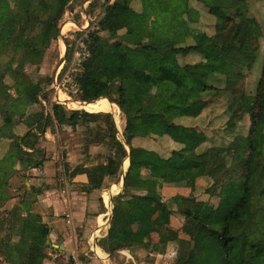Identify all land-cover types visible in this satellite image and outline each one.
<instances>
[{
  "label": "trees",
  "instance_id": "1",
  "mask_svg": "<svg viewBox=\"0 0 264 264\" xmlns=\"http://www.w3.org/2000/svg\"><path fill=\"white\" fill-rule=\"evenodd\" d=\"M71 1L0 0V118L3 123L0 139L21 141L25 148L33 149L38 141L32 131L35 123L74 129L103 120L105 128L97 133L101 140L106 139L114 157H109L102 169L76 168L73 171V175H87V190L100 189L104 177H118L122 159L127 155L116 138L117 130L110 114L68 111L66 106L53 102L49 104L46 118L43 112H35L28 118L30 130L23 138L11 132L15 112L10 89L21 99L24 108L43 106L41 99L48 102V93H44L39 82H27L23 67L26 62L38 64L51 42L58 38L59 25ZM190 1L105 0L95 26L77 34L79 38L85 37L89 52L75 76L82 90L81 102H100L107 107L110 104L105 99L108 98L115 104L124 116L122 135L129 147V170L124 177L123 192L113 201L107 235L109 252L114 255L127 249L120 235L129 227L131 208L137 206L143 213L155 208L164 225H169L175 214L191 222V240L196 242L194 264H264V142L260 148H252L245 166L236 170L229 156L218 154L214 145L208 148L214 140L212 135L206 139L207 146L197 154L201 142L193 143L191 129L177 123L180 118H198L209 109L203 120L206 133H214L217 122L225 121L224 132L232 138L229 147L237 152L245 150V137L239 134V125L246 117L250 132L264 128V58L259 57L262 24L250 15L247 0H193L201 4L214 21L213 32L207 35L193 27L200 15ZM31 18L39 20L40 24L27 39L26 62L22 60L7 72L1 58L17 55L14 39L24 22ZM236 24L237 29L232 30ZM126 26L130 28L122 40L114 41L116 31ZM134 28L147 35L146 42L137 40ZM191 54L199 56L202 62L185 64L184 58ZM155 60L162 61L164 66L157 75H148L146 69ZM257 70L258 79L252 83ZM6 77L12 80L10 85ZM51 82L48 80L49 85ZM141 82L154 84V93L143 94ZM241 97L253 98L247 112L237 109L236 102ZM136 137H168L181 149L164 159L154 152L134 148L131 141ZM182 152L192 153L199 161H204L203 171L196 170L197 164L186 163L184 167L194 171L175 178H142L131 174L133 169H150L159 161L181 166L176 154ZM203 177L229 188L219 214L208 212L206 202L196 197L177 195L164 201L157 191L159 183L193 189L196 181ZM132 191L145 194L133 195ZM2 203L0 201V210ZM30 220L18 212H0V234L7 232L6 239L0 240V259L5 263H43L49 229L40 225L31 227ZM14 236L21 237L22 241L12 242ZM251 236H255L254 242L249 241ZM185 249V245L180 246L179 260Z\"/></svg>",
  "mask_w": 264,
  "mask_h": 264
},
{
  "label": "crops",
  "instance_id": "2",
  "mask_svg": "<svg viewBox=\"0 0 264 264\" xmlns=\"http://www.w3.org/2000/svg\"><path fill=\"white\" fill-rule=\"evenodd\" d=\"M93 1L84 0L85 6L87 7ZM190 5L200 15L199 22L193 27L211 35L214 21L207 14L206 9L193 0L190 1ZM203 16L209 17L211 28L210 26L203 27ZM83 20L84 25L81 18L80 24H78L81 30H84V27L93 21L86 13H83ZM96 21L97 19L94 20V22ZM61 28L60 36L65 39L66 34L62 32ZM262 34L259 57L264 58V30ZM183 62L198 65L202 59L191 54L185 57ZM258 72L257 70V76L252 78V83L258 79ZM45 92L47 91L44 90ZM10 95L14 99L13 107L23 106L21 99L19 100L14 92ZM243 99L246 98H238L236 102L238 106ZM41 101L43 106L40 108L42 109L49 107V104L52 103V100L46 102L41 99ZM28 108L33 107L24 108L23 106V113L25 112V116L30 118L32 114H26ZM208 111L210 112L208 109L202 113V116L195 119L180 118L177 120V123L191 129L190 135L193 143H195L193 140L195 133L199 137L200 134L203 136L205 133L203 120L209 114ZM14 112L15 118L11 132L15 137L23 138L30 130V121L27 117L19 118V116H23L22 112L21 114ZM114 112H112L114 114L112 120L117 130L116 138L123 144L127 155L122 159L118 177L115 179L104 177L100 189L87 190L86 188L89 187L87 175L84 173L73 175L76 168L102 169L107 164L108 158L114 157V152L110 151L106 145V139L101 140L97 130L93 132L94 134H87L86 138L74 146H69L65 142L61 147L58 143L57 131H55L57 127L55 125L46 127L44 122L35 123L32 126V131L38 136L37 144L33 149L25 148L21 141L14 143L12 139H0V186H7L10 194L8 201L3 204L5 210L3 207L1 210L6 211L5 214L18 212L23 218L29 217L31 227L40 225L49 229L42 264H71V260L75 256H78L85 264H194L196 242L191 240L193 231L191 222H186L183 217L175 214L171 217L170 224L164 225L155 208H152L149 213H143L137 206L131 208L129 227L120 235V240L127 246V249L120 250L114 255L110 254L107 235L111 219L108 220V218L109 216L112 218L113 209L110 215L111 210L108 211L106 204L107 195L104 200V194L109 195L110 205L114 208L113 201L123 192L124 177L129 170V147L125 145L122 135L125 125L124 116L121 114L118 118L116 110ZM43 113L46 118L48 111H43ZM24 122H27V125H24ZM2 124L0 118V127ZM131 145L134 148L154 152L164 159L171 156L172 152L181 149L168 137H136L131 141ZM187 153L176 154V160L193 163L189 161ZM174 167L176 169L177 166L173 162L159 161L150 169H133L131 174L142 178H175L178 174L174 173ZM207 184H209V180L204 177L196 181L193 189H189L185 185L177 187L159 183L157 191L164 201L177 195L196 197L199 201L206 202L205 209L213 213L205 194ZM132 194L144 195L145 193L132 191ZM105 210L108 213H105ZM29 231L33 232L32 228H29ZM6 237V231L0 234V240L6 239ZM19 241H22L19 236L12 238V242ZM181 245H185L186 249L181 252L182 257L179 260ZM0 264L7 263L0 259Z\"/></svg>",
  "mask_w": 264,
  "mask_h": 264
},
{
  "label": "rangeland",
  "instance_id": "3",
  "mask_svg": "<svg viewBox=\"0 0 264 264\" xmlns=\"http://www.w3.org/2000/svg\"><path fill=\"white\" fill-rule=\"evenodd\" d=\"M14 1V0H11ZM248 1V5H249V13L250 15H252L253 17H255L257 19V21L260 22V24H262L263 30H264V0H247ZM105 4V0H94L91 4H89L87 7L85 6L84 0H72L66 7L65 9V14L62 18V21L59 25V36L58 38H56L55 40H53L50 44V47L43 53L44 56L42 55L40 58V63L38 64H30L27 63L25 60L26 56H24L28 50V45H27V39L30 38L34 32L36 31V29L39 26V20L37 19H28L27 21L24 22L22 28H21V32H19V34L17 35V37H15L14 42L15 45L18 46V53L15 56H10L7 55V57H2L1 58V63L3 64L4 69L7 72L12 71L19 63H22V60L25 63V66L23 67V72L27 75V82L30 83H40L42 85V88L44 90L47 91V99L49 100H53L54 99V91L51 89L50 85L48 84V80H53L54 78V74L55 71L60 63V60L62 58V56L66 57V61L69 64L70 61H72V47L74 46V43L76 42V40L79 38L77 36V34L80 32L78 29L81 30V28L79 27L78 24H80V18L83 21V25H84V20H83V13H86L87 15L90 16V19L93 20L92 22H90L88 25H86L84 28V31L88 30L89 28H91V26H95V22L94 20L97 19L98 21V17L100 15V10L101 7ZM85 6V8H84ZM75 23V24H71V23ZM203 27L207 28L210 26L211 28V21L209 20V17L206 18V16H203ZM63 26V28H61ZM238 25L236 24V26L232 27V30H234L235 28L237 29ZM60 28L62 30V32H65L66 36L65 39H62V37L60 36ZM130 28V26H126V27H122L120 29H118L116 31V35L114 36L113 40L114 41H121L122 37L125 36L127 30ZM213 28V27H212ZM83 30V29H82ZM135 33V34H134ZM133 34L134 36H136L137 40L140 43H144L147 41V35L140 29L134 28L133 29ZM102 36L104 38H107L108 36L106 34H102ZM70 49H67L68 46H70ZM67 47V48H66ZM67 49V50H66ZM264 49V46H263ZM64 51V52H63ZM75 63H76V59ZM164 66V63L161 61H153V63H151V65L146 69V73L148 75H152L155 76L159 73L160 69ZM8 76V75H7ZM9 77H6L5 81L10 85L12 83V80H9ZM52 83V82H51ZM25 84L22 83V86H24ZM141 92L145 95H150L153 94L155 91V85L154 84H147L144 82H141ZM249 91V89H248ZM10 94L13 93V89L9 90ZM113 98V97H111ZM106 101L108 100L109 104L112 105L114 108L113 109H109V112H100L102 114H110L112 117L114 116V114L112 112H114L116 110V112L118 113V118L121 116V113L118 109V107L111 103L109 101L108 98L105 99ZM253 104V98H246L243 99L242 103L237 107L238 110H243V111H248L250 109V107ZM47 108V109H46ZM43 107L40 108V106L37 107H33V108H28L26 114H33L35 112H46L48 111L49 107ZM71 109H68V111H78V112H86L84 110H78V109H72V107L70 106ZM14 111L18 112V114H21L23 116H19L20 119H24L25 117V112L23 113V106L22 105H16L14 106ZM20 112V113H19ZM88 113V112H87ZM115 113V112H114ZM91 114V113H90ZM95 114V113H92ZM18 116V115H17ZM28 118V117H27ZM26 118V119H27ZM114 118V117H113ZM25 119V120H26ZM218 124L216 125V128L214 130V133L209 131L203 134V136L200 134V137L198 135H193V140L195 141V143H200L199 148L196 150L197 154L200 153V150L202 147H204L203 145L205 144V146H207V142L206 139L211 137L212 135V139H214L212 141V144L210 146H208V148L212 147L213 145L216 146V152L220 155H227L231 158V163L233 164L234 168L236 170H240L242 169L247 161L248 158V154L251 151L252 148H260V146L263 144L264 142V128L263 127H259L257 128L254 132H250L249 131V127H248V123H247V117H246V121H242L240 123V130H239V134H241L242 136L245 137V146H244V151L242 152H237L234 150V148L231 149V146L229 147V145L232 142V138H229L227 136V133L224 132V127L227 126V124H225L226 122H217ZM104 129L105 125L103 120H99V122L97 123H93L91 124L89 127H76L74 130L69 128V127H57L55 131H57V139H58V143L62 146H64V143H68L69 146H74V144H79L81 140H83V138L87 137V134L89 135L90 133L94 134L93 132H95L96 130H100V129ZM53 129V128H52ZM227 130V129H226ZM214 135V136H213ZM89 138V137H88ZM205 148V147H204ZM187 157L189 158L190 162H193L194 164H197V168L196 170L201 172L203 171L204 167H205V162L204 161H199L197 158H195V156L191 153H187L186 154ZM186 159V158H185ZM200 162V163H199ZM187 162H180L181 166L174 167V173L178 174L177 176L184 174L185 172H192L194 171L192 168H185V164ZM207 179V178H206ZM208 180V179H207ZM213 184V185H212ZM2 207L3 204L5 202L8 201V197H9V190L7 188V186H2ZM228 186H224V184H220L217 182L212 183L211 180H209V184H207L205 191H206V198L208 199L209 202V207L210 210L214 213V214H219L222 212L223 208H224V204H225V200L228 194ZM105 195H107V207H108V211L111 210V205H110V198L108 194H104V200H105ZM4 209V207H3ZM5 210V209H4ZM107 210H105V213H108ZM0 212L4 213V211ZM6 212V211H5ZM7 216V215H6ZM104 222V221H103ZM105 224V222H104ZM102 224V225H104ZM259 233V232H258ZM256 240L255 236H251L249 241L250 242H254Z\"/></svg>",
  "mask_w": 264,
  "mask_h": 264
},
{
  "label": "built area",
  "instance_id": "4",
  "mask_svg": "<svg viewBox=\"0 0 264 264\" xmlns=\"http://www.w3.org/2000/svg\"><path fill=\"white\" fill-rule=\"evenodd\" d=\"M84 39L85 37L82 36L74 43L71 52L72 61L69 64L66 61V57L62 56L50 85L55 94L51 102L64 105L68 109H71L70 106H73V104H86L81 102L82 90L75 79L79 66L89 56ZM70 47L71 45L67 49H70ZM74 59H76V63ZM71 261V264H85L78 256L73 257Z\"/></svg>",
  "mask_w": 264,
  "mask_h": 264
},
{
  "label": "bare ground",
  "instance_id": "5",
  "mask_svg": "<svg viewBox=\"0 0 264 264\" xmlns=\"http://www.w3.org/2000/svg\"><path fill=\"white\" fill-rule=\"evenodd\" d=\"M73 109H80L84 111H90L92 113H100V112H109V109H113L114 107L112 105L104 106L100 102H95L91 104H73L71 106Z\"/></svg>",
  "mask_w": 264,
  "mask_h": 264
},
{
  "label": "water",
  "instance_id": "6",
  "mask_svg": "<svg viewBox=\"0 0 264 264\" xmlns=\"http://www.w3.org/2000/svg\"><path fill=\"white\" fill-rule=\"evenodd\" d=\"M67 48V47H66ZM67 50V49H66ZM87 104V103H86ZM112 209H113V207H111V211H110V215H111V213H112ZM111 219V216H109V218H108V220H110Z\"/></svg>",
  "mask_w": 264,
  "mask_h": 264
}]
</instances>
